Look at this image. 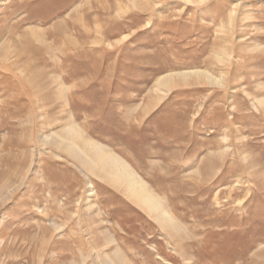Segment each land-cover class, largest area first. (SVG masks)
I'll return each mask as SVG.
<instances>
[{
    "label": "rangeland",
    "instance_id": "obj_1",
    "mask_svg": "<svg viewBox=\"0 0 264 264\" xmlns=\"http://www.w3.org/2000/svg\"><path fill=\"white\" fill-rule=\"evenodd\" d=\"M0 264H264V0H0Z\"/></svg>",
    "mask_w": 264,
    "mask_h": 264
},
{
    "label": "bare ground",
    "instance_id": "obj_2",
    "mask_svg": "<svg viewBox=\"0 0 264 264\" xmlns=\"http://www.w3.org/2000/svg\"><path fill=\"white\" fill-rule=\"evenodd\" d=\"M206 79L213 81L212 77L201 69H188L160 75L156 79V83L171 87L172 85L186 83L189 80L205 81ZM80 137H82L81 133L75 127H69L67 134L60 136L64 144L80 158L84 165L90 164L93 167L102 169V171L104 170L106 179L118 186H122L129 197L134 198L136 202L145 206L150 212L161 208L160 216L167 219L166 215L168 214L162 208V201L152 193V190H150L144 180L139 178L125 161L115 153L105 150L98 142L92 139H86L84 147H82L77 142Z\"/></svg>",
    "mask_w": 264,
    "mask_h": 264
}]
</instances>
